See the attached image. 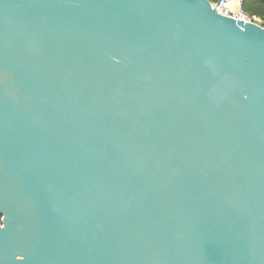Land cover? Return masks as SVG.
Returning a JSON list of instances; mask_svg holds the SVG:
<instances>
[{"label": "water", "instance_id": "1", "mask_svg": "<svg viewBox=\"0 0 264 264\" xmlns=\"http://www.w3.org/2000/svg\"><path fill=\"white\" fill-rule=\"evenodd\" d=\"M0 264H264V27L0 0Z\"/></svg>", "mask_w": 264, "mask_h": 264}, {"label": "built area", "instance_id": "2", "mask_svg": "<svg viewBox=\"0 0 264 264\" xmlns=\"http://www.w3.org/2000/svg\"><path fill=\"white\" fill-rule=\"evenodd\" d=\"M210 5L219 15L258 24L255 19H251L242 9V0H214L210 1Z\"/></svg>", "mask_w": 264, "mask_h": 264}, {"label": "trees", "instance_id": "3", "mask_svg": "<svg viewBox=\"0 0 264 264\" xmlns=\"http://www.w3.org/2000/svg\"><path fill=\"white\" fill-rule=\"evenodd\" d=\"M242 9L264 27V0H242Z\"/></svg>", "mask_w": 264, "mask_h": 264}]
</instances>
